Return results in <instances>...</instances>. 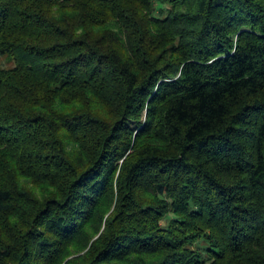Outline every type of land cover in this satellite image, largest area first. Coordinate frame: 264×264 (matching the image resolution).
<instances>
[{"label":"trees","instance_id":"obj_1","mask_svg":"<svg viewBox=\"0 0 264 264\" xmlns=\"http://www.w3.org/2000/svg\"><path fill=\"white\" fill-rule=\"evenodd\" d=\"M0 264H264V0H0Z\"/></svg>","mask_w":264,"mask_h":264}]
</instances>
